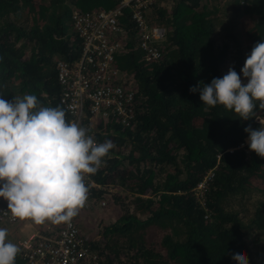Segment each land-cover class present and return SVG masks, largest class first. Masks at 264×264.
<instances>
[{
    "label": "trees",
    "instance_id": "obj_1",
    "mask_svg": "<svg viewBox=\"0 0 264 264\" xmlns=\"http://www.w3.org/2000/svg\"><path fill=\"white\" fill-rule=\"evenodd\" d=\"M118 1L0 0V98L33 94L38 108H62L54 63L71 62L80 51L71 11L107 9ZM148 15L166 28L162 56L153 61L142 58L128 9L122 10L126 42L115 64L134 82L131 120L93 124L96 142L114 145L93 181L119 189L113 200L129 192L137 215L125 210L94 236L81 235L97 264H238L231 259L238 250L249 264H264V243L255 249L258 260L247 244L264 234V157L244 142L245 127H264V109L256 101L252 117L241 120L222 105H204L199 91L189 92L198 82L223 77L220 67L231 45L238 49L243 42L247 57L264 40V0H156ZM237 53L231 67L239 74ZM210 169L211 177L196 189ZM102 192L92 190L98 199ZM251 195L256 200L247 217L242 205ZM15 264H22L19 253Z\"/></svg>",
    "mask_w": 264,
    "mask_h": 264
},
{
    "label": "clouds",
    "instance_id": "obj_2",
    "mask_svg": "<svg viewBox=\"0 0 264 264\" xmlns=\"http://www.w3.org/2000/svg\"><path fill=\"white\" fill-rule=\"evenodd\" d=\"M197 91L207 107L222 105L241 120L252 117L256 101L264 109V40L253 46L240 74L230 66L222 78L189 89ZM37 105L33 94L11 101L0 98V198L13 218L35 224L70 222L87 200L85 175L97 172L114 145L97 144L86 129L67 121L59 106ZM244 131L249 151L264 157V127ZM6 237L7 230L0 228V264H15L20 248ZM231 259L249 264L241 250Z\"/></svg>",
    "mask_w": 264,
    "mask_h": 264
},
{
    "label": "built area",
    "instance_id": "obj_3",
    "mask_svg": "<svg viewBox=\"0 0 264 264\" xmlns=\"http://www.w3.org/2000/svg\"><path fill=\"white\" fill-rule=\"evenodd\" d=\"M155 2L119 0L107 9H73L70 13L72 31L80 40V51L71 62L55 60L58 102L68 114V121L76 122L86 129V134L93 139L99 130L92 126V120L114 118L120 124L127 125L133 116V79L115 64V56L126 42L121 28L123 9H128V17L135 31L136 47L142 53V58L153 61L162 56L165 26L153 23L148 17V11ZM211 175L212 169L205 173L196 189L201 190ZM84 182L88 190L93 187L103 191L97 205L105 206L107 196H110L107 185L95 183L88 174ZM91 198L94 197L90 190L84 207L78 211L88 209L94 203ZM25 220L13 218L7 210V201L0 198V223ZM46 226L42 230L44 233L35 230L17 241L22 264L98 263L96 253L88 249L76 226L75 216L70 222L59 223L56 229Z\"/></svg>",
    "mask_w": 264,
    "mask_h": 264
},
{
    "label": "rangeland",
    "instance_id": "obj_4",
    "mask_svg": "<svg viewBox=\"0 0 264 264\" xmlns=\"http://www.w3.org/2000/svg\"><path fill=\"white\" fill-rule=\"evenodd\" d=\"M203 1H205V0H200L201 3ZM163 5H165L166 7H169L168 1H167V4L165 3ZM152 17L149 16L150 19ZM153 23L157 24L156 21H154V20H153ZM158 24H162V23L158 22ZM212 37L215 40V43H219L217 40V37H218L217 33L214 34ZM165 38H166V35H165ZM239 44L240 45L238 46V49H235V46H233V45L230 46V48H229L230 53H228L227 58L224 61L222 67H220L222 75H225L227 73L229 67L232 65V62H233L232 57H233V55L236 56V51H238L237 57L240 59V61H242V65L240 67V70L243 67L244 62L246 60L245 53H244V45H243V42H241ZM240 70H239V74H240ZM244 79L245 78L241 74V80H244ZM259 120L262 124L263 119H259ZM94 122H95V120H92V122H91L92 126H93ZM244 142L247 143V139H245ZM124 152H125V150H124ZM250 184L253 187L261 188V185L258 182V180H252V182ZM107 188H109V194L110 195L112 193L120 192V190L115 188V186L112 183H108ZM95 189H92V190H95ZM92 190H91V196L94 198H91V199L94 200L93 201L94 203L88 209L78 211L77 215L75 216L76 226H77L80 234L83 235V237L89 238L91 236H94L95 233L100 230L101 226L107 225L108 223L114 221L125 210H127V212H131L134 215H137V213L134 212L130 208L132 195H130L129 192L124 191L127 194V196L124 197V200H122V201L110 199L112 197L109 196V198L106 199L105 206L100 207L97 205L98 198H96L93 195ZM96 190H100V189H96ZM89 193H90V189L88 190V194ZM195 193L198 194V196L196 198H197V200H199V192L195 191ZM126 200H128V201H126ZM202 200L203 199L201 198L200 201L202 202ZM255 200H256V197L251 195V199H248L247 202L242 205V207L245 208V213H246L247 217L250 214L252 203ZM236 206L238 207L239 205L236 204ZM46 225H49L52 229H56L59 226V224L52 223L50 221H45L43 224H35L30 219H27L25 221L16 222V223H0V228L7 230L6 242H11V243L17 245V241L19 239H22L23 237L28 236L30 233L34 232L35 230H41V232H42V230L44 229V227ZM46 227L49 228L48 226H46ZM42 233H44V232H42ZM257 236H258L257 239L255 237H252L247 241V244H248V246L252 252V258L254 260H258L260 257V255H257L255 253V249L258 247L259 248L262 247V244L264 243V234L259 232L257 234Z\"/></svg>",
    "mask_w": 264,
    "mask_h": 264
},
{
    "label": "flooded vegetation",
    "instance_id": "obj_5",
    "mask_svg": "<svg viewBox=\"0 0 264 264\" xmlns=\"http://www.w3.org/2000/svg\"><path fill=\"white\" fill-rule=\"evenodd\" d=\"M88 176H89V177H90V178L93 180V178H92V175H91V174H88ZM91 188H92V189H94L93 187H91ZM91 188H90V190H92ZM95 190H96V189H95Z\"/></svg>",
    "mask_w": 264,
    "mask_h": 264
}]
</instances>
